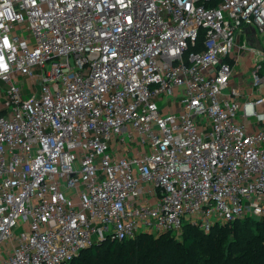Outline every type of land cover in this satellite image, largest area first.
Returning a JSON list of instances; mask_svg holds the SVG:
<instances>
[{"label": "built area", "instance_id": "1", "mask_svg": "<svg viewBox=\"0 0 264 264\" xmlns=\"http://www.w3.org/2000/svg\"><path fill=\"white\" fill-rule=\"evenodd\" d=\"M210 1L0 0V264L264 218V0Z\"/></svg>", "mask_w": 264, "mask_h": 264}, {"label": "trees", "instance_id": "2", "mask_svg": "<svg viewBox=\"0 0 264 264\" xmlns=\"http://www.w3.org/2000/svg\"><path fill=\"white\" fill-rule=\"evenodd\" d=\"M203 39L201 30V44ZM67 264H264V218L216 224L209 232L186 224L181 236L142 232L131 239L95 242Z\"/></svg>", "mask_w": 264, "mask_h": 264}, {"label": "rangeland", "instance_id": "3", "mask_svg": "<svg viewBox=\"0 0 264 264\" xmlns=\"http://www.w3.org/2000/svg\"><path fill=\"white\" fill-rule=\"evenodd\" d=\"M24 35H27V32L26 31L24 32ZM259 36H260L261 39H263V36L261 34H259ZM240 40H241V38H240ZM241 64H239L238 69L241 68ZM29 223H30L29 220H21L20 223H19V228L20 229H24L25 226L29 225Z\"/></svg>", "mask_w": 264, "mask_h": 264}, {"label": "clouds", "instance_id": "4", "mask_svg": "<svg viewBox=\"0 0 264 264\" xmlns=\"http://www.w3.org/2000/svg\"><path fill=\"white\" fill-rule=\"evenodd\" d=\"M0 64H2V66H0V67H5L6 68V66L3 65V58L2 57H0Z\"/></svg>", "mask_w": 264, "mask_h": 264}, {"label": "water", "instance_id": "5", "mask_svg": "<svg viewBox=\"0 0 264 264\" xmlns=\"http://www.w3.org/2000/svg\"><path fill=\"white\" fill-rule=\"evenodd\" d=\"M253 31H254V32L256 31L255 28H253Z\"/></svg>", "mask_w": 264, "mask_h": 264}]
</instances>
